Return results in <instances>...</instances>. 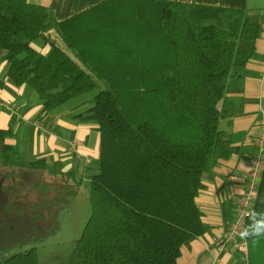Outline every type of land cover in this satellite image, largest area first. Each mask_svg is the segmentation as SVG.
I'll return each mask as SVG.
<instances>
[{
	"label": "trees",
	"instance_id": "16d2710c",
	"mask_svg": "<svg viewBox=\"0 0 264 264\" xmlns=\"http://www.w3.org/2000/svg\"><path fill=\"white\" fill-rule=\"evenodd\" d=\"M260 32L247 11L224 6L105 0L58 20L29 0H0V54L17 82L38 94L42 112L76 102L72 118L100 132L82 176L5 145L8 250L42 232L86 179L92 213L66 264H177L182 246L208 229L197 204L203 175L232 154L220 103L250 54L243 45ZM15 120L0 138H16ZM256 229L246 236L250 264H264V172L245 225ZM0 264L41 259L33 247Z\"/></svg>",
	"mask_w": 264,
	"mask_h": 264
},
{
	"label": "crops",
	"instance_id": "0c3cea01",
	"mask_svg": "<svg viewBox=\"0 0 264 264\" xmlns=\"http://www.w3.org/2000/svg\"><path fill=\"white\" fill-rule=\"evenodd\" d=\"M105 0H29L49 7L58 20H66ZM244 9L260 23L261 32L246 61L234 68L220 103V128L231 138L232 154L203 175L205 187L197 204L204 214L207 231L182 246L177 264H250L234 247L223 249L221 242L236 215L244 192L250 158L256 153L254 138L263 131L264 119V0H171ZM253 45V46H252ZM41 48V47H40ZM47 52L48 47L41 48ZM0 54V129L13 123L16 138H0V161L6 144L21 143L27 157L43 158L65 173L82 176L86 167L99 156L100 132L93 125L77 123L71 116V103L60 111L42 112L38 94L19 84ZM252 155V156H251ZM51 178L50 173L46 174ZM84 181H87L86 179Z\"/></svg>",
	"mask_w": 264,
	"mask_h": 264
},
{
	"label": "rangeland",
	"instance_id": "374dc122",
	"mask_svg": "<svg viewBox=\"0 0 264 264\" xmlns=\"http://www.w3.org/2000/svg\"><path fill=\"white\" fill-rule=\"evenodd\" d=\"M5 202L6 195L0 189V258L34 247L41 264H66L92 213L89 184L84 181L74 197L57 207L55 219L46 223L42 232L36 234L34 239L24 240L21 246L8 250L4 241L7 229Z\"/></svg>",
	"mask_w": 264,
	"mask_h": 264
},
{
	"label": "built area",
	"instance_id": "2783aa9c",
	"mask_svg": "<svg viewBox=\"0 0 264 264\" xmlns=\"http://www.w3.org/2000/svg\"><path fill=\"white\" fill-rule=\"evenodd\" d=\"M263 131L254 138L256 153L250 158L249 171L247 174L244 192L239 200L236 215L230 223L227 234L220 247L227 249L228 247L237 248L244 260L249 255V243L245 233L246 220L256 201L259 185L264 172V119L261 120Z\"/></svg>",
	"mask_w": 264,
	"mask_h": 264
},
{
	"label": "clouds",
	"instance_id": "9594fccd",
	"mask_svg": "<svg viewBox=\"0 0 264 264\" xmlns=\"http://www.w3.org/2000/svg\"><path fill=\"white\" fill-rule=\"evenodd\" d=\"M249 234L260 235V234H262V233H261V230H260V229H256L253 233L245 232V233H242L241 235H242V237H243V236H247V235H249Z\"/></svg>",
	"mask_w": 264,
	"mask_h": 264
},
{
	"label": "water",
	"instance_id": "95a60500",
	"mask_svg": "<svg viewBox=\"0 0 264 264\" xmlns=\"http://www.w3.org/2000/svg\"><path fill=\"white\" fill-rule=\"evenodd\" d=\"M89 192H90V190H89Z\"/></svg>",
	"mask_w": 264,
	"mask_h": 264
},
{
	"label": "bare ground",
	"instance_id": "6f19581e",
	"mask_svg": "<svg viewBox=\"0 0 264 264\" xmlns=\"http://www.w3.org/2000/svg\"><path fill=\"white\" fill-rule=\"evenodd\" d=\"M252 156V155H251Z\"/></svg>",
	"mask_w": 264,
	"mask_h": 264
}]
</instances>
